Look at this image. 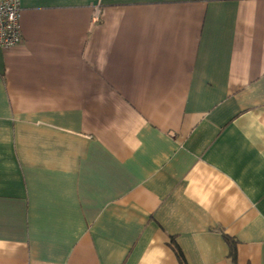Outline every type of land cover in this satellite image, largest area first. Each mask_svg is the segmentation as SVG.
I'll list each match as a JSON object with an SVG mask.
<instances>
[{"label": "crops", "instance_id": "1", "mask_svg": "<svg viewBox=\"0 0 264 264\" xmlns=\"http://www.w3.org/2000/svg\"><path fill=\"white\" fill-rule=\"evenodd\" d=\"M20 4L0 264H264V0Z\"/></svg>", "mask_w": 264, "mask_h": 264}, {"label": "built area", "instance_id": "2", "mask_svg": "<svg viewBox=\"0 0 264 264\" xmlns=\"http://www.w3.org/2000/svg\"><path fill=\"white\" fill-rule=\"evenodd\" d=\"M20 0H0V49L12 51L23 43Z\"/></svg>", "mask_w": 264, "mask_h": 264}, {"label": "trees", "instance_id": "3", "mask_svg": "<svg viewBox=\"0 0 264 264\" xmlns=\"http://www.w3.org/2000/svg\"><path fill=\"white\" fill-rule=\"evenodd\" d=\"M225 240L229 243V244H232V242L230 241V239L228 238V237H225ZM177 251V254H178V256H179V258H180V260H181V263H183V256H182V253L181 252H179L178 250H176ZM231 252H232V258H231V264H237V262H236V252H235V248H234V244L233 245H231Z\"/></svg>", "mask_w": 264, "mask_h": 264}]
</instances>
